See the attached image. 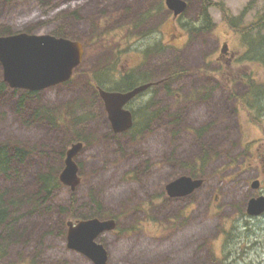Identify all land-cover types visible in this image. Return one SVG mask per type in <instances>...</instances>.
I'll return each instance as SVG.
<instances>
[{
  "label": "rangeland",
  "instance_id": "374dc122",
  "mask_svg": "<svg viewBox=\"0 0 264 264\" xmlns=\"http://www.w3.org/2000/svg\"><path fill=\"white\" fill-rule=\"evenodd\" d=\"M185 1L186 18L174 22L164 0H0V33L63 35L84 46L70 83L36 95L0 89V144L29 150L15 177L0 176V194L12 198L8 221L20 236L0 241V264H92L68 248L67 223L104 214L117 221L96 239L107 264H264V219L247 214L249 200L264 194L251 188L256 179L264 186V99L255 103L245 81L264 94V65L245 54L246 40L252 47L264 38V0ZM201 12L212 19L209 32L178 35ZM223 44L255 63L218 65ZM111 64L116 79L108 90L126 72L143 82L173 77L128 106L152 115L144 127L111 129L90 85V75ZM78 143L76 187L41 192L38 177L61 173ZM182 177L202 185L167 197Z\"/></svg>",
  "mask_w": 264,
  "mask_h": 264
},
{
  "label": "water",
  "instance_id": "95a60500",
  "mask_svg": "<svg viewBox=\"0 0 264 264\" xmlns=\"http://www.w3.org/2000/svg\"><path fill=\"white\" fill-rule=\"evenodd\" d=\"M166 7L176 17L185 9L182 0H165ZM80 43L49 35L16 34L0 37V63L3 66L4 81L12 88L38 91L70 79L73 69L81 60ZM150 84L134 88L126 93H109L99 89V95L106 105L112 128L115 133L126 131L131 127L130 112L123 107L138 94L145 91ZM81 144H74L67 151L65 169L60 181L74 186L77 183V167L73 162ZM201 180L182 177L167 187L170 197H182L198 188ZM251 187L257 189L258 183ZM264 213V197L252 198L247 205V214L258 217ZM67 234L69 249L79 251L96 264H104L105 253L101 246L94 242L96 236L112 230V222L98 220L81 221L76 226L70 224Z\"/></svg>",
  "mask_w": 264,
  "mask_h": 264
},
{
  "label": "flooded vegetation",
  "instance_id": "af4514ba",
  "mask_svg": "<svg viewBox=\"0 0 264 264\" xmlns=\"http://www.w3.org/2000/svg\"><path fill=\"white\" fill-rule=\"evenodd\" d=\"M184 3H185V9H184V11L180 14V15H178V16H174L173 15V13L171 12V11H169L167 8V10L166 11H168L169 12V14H170V17H171V20H173L174 22H178V21H183V19L184 18H186V14H187V11H188V9H189V3L187 2V1H185V0H182ZM164 4V6H165V3H163ZM166 7V6H165ZM209 6H203V8H202V11H205L207 8H208ZM211 17L209 16V13H206V12H201V15L199 16V17H197V19H195V20H191V24H189L188 22H184L183 24H182V26H181V29H182V32H179L178 33V35H181V33H184V35H185V37H193V36H197L198 34H201V33H208L209 32V29L211 28ZM185 21V20H184ZM27 33L26 34H30L28 31H26ZM31 34H33V33H31ZM11 35H14V33H11V32H9V34H7V35H0V37H2V36H11ZM260 37H264V31L262 32V29H261V36ZM246 38H250V35L249 34H246ZM79 43V42H78ZM80 45H81V47H82V55H81V60H80V63L78 64V66H76L74 69H73V72H72V75H71V77H70V79L68 80V81H66V82H63V83H59V84H56V85H54V86H51V87H48V88H45V89H49V88H53V87H55V86H57V85H63V84H68V83H70L72 80H73V78H74V75H75V73L79 70V68H80V66H81V64H82V60H83V56H84V46H83V44L82 43H80ZM248 52V49L245 51V54ZM242 54L241 55H237L235 52H232L231 50H229L228 49V46L226 45V44H223L222 46H221V48H218V54H217V58H216V60H217V64L218 65H222V64H225V65H227L226 67L228 68V69H231L232 67H233V65L234 66H236V65H238L239 63H243L242 61ZM244 63H247V62H244ZM243 63V64H244ZM253 63H255V62H252V63H247V64H253ZM259 65H261V66H263L264 65V63H262V64H259ZM0 67L2 68V82L0 83V85L1 84H3V86H4V88L2 89V90H6L7 88H10L12 91H14L15 93H19V92H26V93H28V94H37L38 92H41L42 90H45V89H42V90H38V91H29V90H27V89H19V88H12V87H10L5 81H4V72H3V66L1 65V63H0ZM111 67H113L114 68V71L113 72H111L110 73V79L108 80V83H111L112 81H113V79H116V75H115V71H116V66L114 65V64H111ZM100 70V69H99ZM98 71V70H97ZM97 71H95V72H97ZM94 72V73H95ZM220 72H222V71H220ZM92 76H93V74L92 75H90V85H91V87L93 88V90L95 91V93H97L98 94V96H99V98L101 99V97H100V95H99V89H101V90H104V91H106V92H119V93H126V92H128V91H131L132 89H134V88H136V87H139V86H142V85H147V84H150V87H148L145 91H143L142 93H140V94H138L135 98H133L132 100H130L128 103H126V105L123 107V109L124 110H127V111H129L130 112V115H131V121H132V124H131V127L129 128V129H127L126 131H123V132H120V133H117V134H121V133H127V132H130L131 130H133V129H135V126H140V127H144L145 126V124L147 123V121H149V118L152 116V115H148V114H146L145 116H143V114L142 113H140V112H134V111H131V110H129V109H127L128 108V106L132 103V102H134L136 99H138L139 97H141V96H143L144 94H146L148 91H150V90H152L153 88H156V87H159V86H163V85H166V84H169V83H171V80L173 79V77L171 76H169V77H165V78H162V79H160V80H157V81H145V82H143V79H138V77H135V76H133V75H131V74H129L128 72H126V73H124V75H122V77L120 78V80L119 81H117V83H115V86H114V88H112L111 90H108V89H105V86H104V88H102L101 86H98L95 82H92L93 80H92ZM102 77H100V79H101ZM126 79H129V81H130V83L132 82V81H134V83L133 84H135V86H133V88H131V89H129V90H123V91H117L116 89L117 88H119V86L117 85V84H120V83H123V85H126ZM245 81L248 83V86L245 84ZM244 81V84L246 85V87H249V90H251V87H250V82H248L247 80H245ZM121 85V84H120ZM2 86V87H3ZM1 89V88H0ZM248 92V91H247ZM250 96L252 97V100L254 101H256V100H259L258 98H254L252 95H251V93H250ZM264 99V97H261V100H263ZM25 97H24V100H23V103L25 102ZM102 100V99H101ZM102 104H103V107H104V110H105V112H106V115H107V118H108V120H109V115H108V112H107V109H106V105H105V103H104V101L102 100ZM145 109H146V107H145ZM134 114H135V116H134ZM136 118H138L139 119V122L137 121H135V119ZM109 123H110V125H111V122H110V120H109ZM111 129L113 130V132H114V129L112 128V125H111ZM115 133V132H114ZM116 134V133H115ZM0 145H4V146H7L8 144H6V143H3V144H0ZM23 147H25V146H23ZM83 149V146L81 147V149L76 153V155L74 156V159H75V157L81 152V150ZM66 154H67V152L65 153V158L63 159V170H62V172L64 171V166H65V159H66ZM28 156H26L25 158H24V160H26V158H27ZM24 160L21 162V163H23L24 162ZM74 162V161H73ZM75 163V162H74ZM75 165H76V167H77V173H76V176H77V183L74 185V186H71V189L73 190L75 187H76V185L78 184V182L80 181V171H79V167H78V165L75 163ZM66 167V166H65ZM53 172V174L54 175H56V176H54V177H56L57 178V180H58V185H62V184H64L63 182H61L60 181V175L62 174V172L60 173L59 171H55V170H53L52 171ZM3 177V176H2ZM5 178V177H4ZM255 182H257L258 183V187H257V189L256 190H260V191H263V193H264V186L261 184V182L259 181V180H254ZM64 185H66V184H64ZM201 185H202V181H201V184H200V186L198 187V188H200L201 187ZM252 185V184H251ZM198 188H196V189H194V190H197ZM252 188V187H251ZM253 189V188H252ZM193 190V191H194ZM254 191H255V189H253ZM192 191V192H193ZM191 192V193H192ZM166 195H167V197H169V198H175V197H170L169 195H168V193H166ZM188 196L190 195V193L189 194H187ZM187 195H185V196H187ZM183 197V196H182ZM260 197H264V194L263 195H261ZM261 217H263V219H264V213L261 215ZM254 218V217H253ZM249 219L251 220L252 219V217H249ZM8 220V219H7ZM95 220H98V221H100V222H112L113 223V228H114V230L117 228V221H116V219H115V217H111V216H108V214H104V215H101V216H98V217H96V219ZM78 222H81V221H79V220H76L75 222H73V221H71V222H68L67 223V234H68V229L71 227L70 226V224H72V226H76L77 225V223ZM9 226H13V230H15V240L13 239V240H6L7 242H10L11 244L12 243H14V242H16L19 238H20V236H19V234L17 233V230H16V227L13 225V224H11V223H9L7 226H2L1 228H0V231L1 230H4L6 233H8L9 232ZM4 232V233H5ZM99 235H101V233L100 234H98L97 236H96V238L94 239V242L97 244V245H99V246H101L102 247V249L104 250V253H105V262H104V264H107V262H106V260H107V256H106V251H105V249H104V247L102 246V245H100L99 243H97L96 242V239H97V237L99 236ZM70 250H74V249H70ZM74 251H76V250H74ZM81 253V252H80ZM81 254H83V253H81ZM84 256H86L85 254H83ZM88 259H90V261H91V263L92 264H96L91 258H89L88 256H86Z\"/></svg>",
  "mask_w": 264,
  "mask_h": 264
},
{
  "label": "trees",
  "instance_id": "16d2710c",
  "mask_svg": "<svg viewBox=\"0 0 264 264\" xmlns=\"http://www.w3.org/2000/svg\"><path fill=\"white\" fill-rule=\"evenodd\" d=\"M262 22L258 23L260 25V29H262V32L264 31V17L261 18ZM245 34L247 31H243ZM261 33V32H260ZM9 32L4 31L1 32L0 35H7ZM249 34V33H247ZM56 37H65L63 35H55ZM66 38V37H65ZM244 39V38H243ZM246 45L248 47V56L253 58L250 60H254L259 62L260 64L264 63V38L260 39L259 37L256 39V42H252V47H251V41L246 40ZM256 49V52H252V49ZM252 54H251V52ZM114 71V68L111 66H102L100 70L97 72L93 73L92 76V82H95L98 86H101L102 88L104 87L105 83H108V80L111 78L110 73ZM100 77H102L100 79ZM130 82V81H129ZM121 84V85H120ZM117 84L119 88H117V91H123V90H129L135 86V84H130V85H123V83ZM3 84L0 85V88L3 89L4 86ZM251 90L250 93L254 98H258L259 100L254 101L255 103H260L261 97H264V94L261 95V88L255 87L252 82H250ZM253 86V87H252ZM255 91V92H254ZM24 97L21 98V103L23 102ZM246 102V101H245ZM262 103V102H261ZM45 114H43L44 117ZM146 114L143 113V116ZM135 116V114H134ZM38 117V114H37ZM45 118V117H44ZM135 121L139 122V119L136 118ZM24 146V145H23ZM23 146H11V145H0V176H3L5 178H12L15 177L16 173V168L17 166L21 165V162L24 160L26 156L29 155V150H27ZM61 157H63L64 154H59ZM38 182L42 185L41 192H45L48 186L50 185V189L53 188V186H58V180L51 174L47 175H40L38 177ZM5 193L2 192L0 194V228L2 226H7L10 222L7 220L8 219V207L12 203V198H8L9 194L4 195ZM7 234L4 233L0 236V241L7 240ZM4 236V238H3ZM16 239V238H15ZM14 239V240H15Z\"/></svg>",
  "mask_w": 264,
  "mask_h": 264
}]
</instances>
